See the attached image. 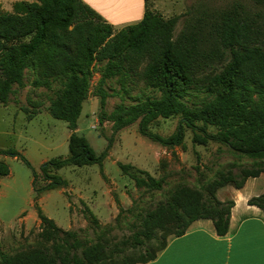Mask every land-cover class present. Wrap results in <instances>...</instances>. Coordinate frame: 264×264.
Returning a JSON list of instances; mask_svg holds the SVG:
<instances>
[{
  "label": "trees",
  "instance_id": "1",
  "mask_svg": "<svg viewBox=\"0 0 264 264\" xmlns=\"http://www.w3.org/2000/svg\"><path fill=\"white\" fill-rule=\"evenodd\" d=\"M149 1L140 22L118 31L83 0L19 1L12 12L0 11V104H8L14 86L23 85L26 70H35L38 86L50 81L63 85L48 112L72 132L69 155L40 167L45 183L40 188L37 171L21 153L0 149V155L17 158L32 169L36 199L67 185L56 173L66 166L98 164L102 173L113 140L98 155L76 132L98 70L95 95L101 100L100 120L111 122L114 132L139 121L142 136L174 148L183 145L189 129L194 145L221 144L236 157L251 160L250 167L241 168L240 174L220 173L200 188L179 186L146 213L138 231L116 243L100 239L84 245L77 233L60 228L37 207L43 246L15 254L0 250V264L151 262L169 236L184 235L196 220H211L217 234L225 235L234 201H220L218 191L226 186L241 189L249 178L264 174V0H237L204 11L190 18L177 37L179 17L163 18L149 9ZM131 74L139 75L156 97H139L135 104H121L105 114L106 81L120 77L124 83ZM200 92L206 100L190 104L193 94ZM175 117L179 124L172 135L163 137L151 130L159 119ZM118 166L137 188L162 189V180L148 172L129 164ZM9 175V165L0 160V179ZM248 204L264 211V193ZM85 211L88 220L99 224L89 208Z\"/></svg>",
  "mask_w": 264,
  "mask_h": 264
},
{
  "label": "rangeland",
  "instance_id": "2",
  "mask_svg": "<svg viewBox=\"0 0 264 264\" xmlns=\"http://www.w3.org/2000/svg\"><path fill=\"white\" fill-rule=\"evenodd\" d=\"M150 1L149 9L163 18L179 17L174 31V36L177 37L190 18L204 11L225 7L237 0ZM0 11L5 10L0 8ZM100 78L96 70L76 132L88 140L98 155L107 150L109 139L113 140L107 150L102 173L98 164L66 166L56 173L67 185L45 192L41 200L38 201L37 198L34 201L33 206L35 193L31 191L32 169L17 158L0 155L9 165L11 174L3 180L0 195V217L7 226L17 229L22 211L30 213L37 211L39 207L57 226L77 233L84 245H91L100 239L116 243L138 231L146 213L168 198L179 186L200 188L217 178L220 173L231 171L240 174L241 168L250 167L251 160L236 157L221 144L210 142L207 146L194 145L189 129L185 131L183 145L174 148L163 147L142 136L139 121L114 132L111 122L100 120L101 100L95 95ZM37 79L35 70H26L23 85H15L8 104H0V149H14L21 153L37 171L36 187L40 188L45 184L40 167L53 158H66L69 155L68 138L72 132L65 121L53 118L48 112L51 102L63 85L50 81L48 86H38L35 84ZM104 89L109 95L104 109L107 115L121 104H135L139 97H156L140 76L134 74L124 83L120 77L109 79ZM193 95L190 104L206 100L205 93ZM178 124V117L159 119L151 130L167 137L176 131ZM119 163L129 164L136 171H146L162 180V189L137 188L135 182L122 173ZM138 175L144 177L142 174ZM87 208L96 216L99 224L86 218ZM32 220L29 224L33 223ZM40 231V228H34L27 236L24 232L17 233V236L11 232L0 243V250L15 254L40 248L43 246Z\"/></svg>",
  "mask_w": 264,
  "mask_h": 264
},
{
  "label": "crops",
  "instance_id": "3",
  "mask_svg": "<svg viewBox=\"0 0 264 264\" xmlns=\"http://www.w3.org/2000/svg\"><path fill=\"white\" fill-rule=\"evenodd\" d=\"M19 1L32 2L0 0V8L5 12H12L13 4ZM83 2L94 9L116 31L140 22L147 9L146 0H83ZM5 178L0 179V195ZM31 191L34 193L33 186ZM263 193L264 174L249 178L241 189L233 186L222 188L217 193L218 199L223 202L234 201L229 228L225 235L217 234L211 220H196L190 224L184 235L169 236L166 247L158 252L153 261L145 264H264V211L248 204L249 200ZM43 194L38 201L42 199ZM37 200L33 199V206ZM22 212L17 229L7 226L5 220L0 217V243L6 240L7 234L11 232L15 236L24 232L27 236L34 228H40L38 211ZM31 219L33 223L29 224ZM8 227L11 229L8 230Z\"/></svg>",
  "mask_w": 264,
  "mask_h": 264
}]
</instances>
